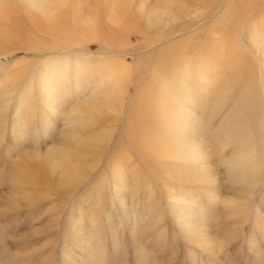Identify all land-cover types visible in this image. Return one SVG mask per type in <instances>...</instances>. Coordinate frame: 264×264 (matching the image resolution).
Wrapping results in <instances>:
<instances>
[{
	"label": "rangeland",
	"instance_id": "374dc122",
	"mask_svg": "<svg viewBox=\"0 0 264 264\" xmlns=\"http://www.w3.org/2000/svg\"><path fill=\"white\" fill-rule=\"evenodd\" d=\"M87 1L89 7L102 13L98 14L100 17L95 14L92 22L91 17L85 22L89 16L86 14L75 26L68 22L76 39L80 40L81 50L72 51L50 45L59 39L68 40L57 30L48 31L46 25L37 26L39 21L27 11L25 0H0V5L7 6L10 11V21L0 26V94L2 89L8 90L9 81L13 79L6 80L8 68L5 66L19 59L26 64L24 76L16 79L11 94L13 101L2 108L6 111V121L0 122V264H44V261L46 264H264V60L260 59V54L264 53V1L213 0V4L200 10L202 17L210 13L208 19L201 20L194 30L175 34L149 47L146 46L163 35L161 25L165 23L147 30L133 27L143 26L148 18L146 11L154 7L157 0H140L144 11H139L135 5L137 1H132L127 12L131 14L132 8L139 12L132 13V18L128 14V19H120L119 25L110 23L103 14L106 10L104 0ZM169 1L174 8L175 0ZM186 1L195 5L196 0ZM199 5L196 4V8ZM137 14L142 16L141 20ZM251 21L257 23V34L249 32ZM178 23L166 24L164 32ZM211 26L214 30L208 31ZM204 29L203 34L198 33ZM247 33L252 37L243 39L242 35ZM205 35L214 41V45L211 44L218 52L225 38L226 53L231 55L229 49L232 47L243 60H235L233 64L227 60L223 69H217L222 73L220 79L228 82H213L212 89L219 92L212 104L200 91L194 93L197 100L189 105L192 110L188 112L186 128L181 131L184 139H179L177 144L181 149L180 161L164 160L166 165L181 163V172L172 169L168 171L170 176L165 173L152 176L151 172L140 168L135 159L131 169L124 168V199L118 204L111 174L121 159L127 157H119L117 152L125 141V145L130 143L126 134L131 132L130 112L134 100L139 98L142 112L145 102L141 100L146 101L151 96L146 84L153 83L154 66L171 55L169 48L161 51V47L180 39L174 52L176 48L182 54L185 47L195 52L194 48L200 47ZM190 36L195 37L189 42L182 40ZM253 38L258 42H252ZM255 43L259 46L258 53L249 48ZM42 45L51 46V49L29 51L30 48L40 50ZM60 57H86L92 62L115 59L125 64L121 77L125 102L117 120L114 122L108 117V123L101 126L103 133L99 137L104 135L102 138H105L100 141L103 146L99 148H102L101 163L96 164L99 159L94 158L97 155L91 150L100 144L89 140L86 144L89 149L72 158L79 174L85 178L70 192L59 183L57 169L55 173L48 168L34 169L46 162L45 152L59 137L62 128L58 121L62 115L56 119L48 113L36 87L44 61ZM216 59L219 61L221 57L216 56ZM190 62L194 63V59ZM87 77L90 93L99 78L92 74ZM29 80L34 91L28 107V103H20L17 98ZM222 84L227 86L229 92L224 93L228 97H222L225 95L220 89ZM67 98L56 99L53 109L58 113L65 111L69 107ZM19 112L23 121L18 125L20 141H16L11 128ZM41 114H47L48 128L44 126L46 120H40ZM123 132L125 135L121 137ZM174 148H169V152ZM129 170L133 171L129 173ZM176 172L179 174H174ZM129 186L134 188V195Z\"/></svg>",
	"mask_w": 264,
	"mask_h": 264
},
{
	"label": "bare ground",
	"instance_id": "6f19581e",
	"mask_svg": "<svg viewBox=\"0 0 264 264\" xmlns=\"http://www.w3.org/2000/svg\"><path fill=\"white\" fill-rule=\"evenodd\" d=\"M104 1L106 4V10L103 14L105 15V17H107L110 23L112 22L119 25L120 19H123L125 17L128 19L129 16L128 14L130 13L129 11L127 12L126 9L129 7V4L132 1L133 2L137 1L135 5H137V7L140 8L139 11H141V9L144 11V6L141 5L140 0H104ZM167 1L157 0L154 3V7L150 6L151 9L149 8L148 11H146L148 13L147 16L148 18L146 17L147 19L144 21L143 26L140 24V26L133 27V29L135 30L142 28L143 30L144 29L147 30V29H151L152 26L157 27L165 23L161 25L163 29V35L159 36L158 38H155L153 42L148 44L146 47L152 46L153 43L161 42L162 40L166 41L165 39H168L169 37L175 34H181V33L185 34V33H189L190 29L194 30L195 29L194 27L201 20L208 19V16L210 15L209 13L208 16L202 17L203 14L200 12V10L204 9L205 8L204 6L207 5L210 6L211 4H213V2H215L213 0H209L208 2L206 0H196L194 1V4L195 5L200 4L199 5L200 7L196 8V6L191 4L190 1L175 0L174 2L175 5H173L174 8H171L170 1L168 3ZM262 1L264 0H261L260 2ZM87 2H88L87 0L84 1L83 0H25V4L28 8L27 11H29V13H32L33 17L35 16L34 20H36L35 18H37V20L39 21L38 25L36 24L37 26L46 25V27L49 29L48 31L55 32V30H57L61 37L63 38L65 37L68 40L64 42L59 39V41L57 42L54 41L53 43H50V45H54L56 47V48L54 47L55 49H57V47L59 49L70 48L72 49V51H75L77 48H78L77 51L81 50V48H79L80 40L76 39V36L73 34L72 29L69 28L68 22L70 21V23H73V26H75L77 25L76 23L85 16V14L86 17L89 15L87 19L84 18V20L86 19L85 22L86 23L88 22L89 17H91V22H92V20L95 18V14L97 16L99 13H102V11L99 12V10L95 9L94 7H89L88 6L89 4ZM171 2L173 1L171 0ZM187 2L188 4L184 5ZM83 3L86 5L83 6L82 5ZM18 4H20V2ZM135 11H133L132 8L130 12L131 14L132 13L134 14ZM262 11L264 13V9ZM9 14H10L9 8L5 5L2 6L0 5V26L7 25V23L10 21ZM131 14H130V18H132ZM142 14L143 13H141V15ZM137 15L140 18L139 20H141L142 16L140 15L141 16L140 17L139 14ZM12 16L14 17V15ZM98 17L100 16L98 15ZM134 17L135 16H133V19ZM252 18L250 16V19L254 20ZM15 21L17 22V20ZM173 22H179V23L176 27L169 28L165 33L164 26H166V24L168 23L171 24ZM115 24L113 25L115 26ZM61 25H63L62 28L58 29ZM251 25L252 27L250 28L251 30H249V32L253 31L255 34H257L259 32L258 27L256 26L257 23L255 24L254 21H251ZM56 27L58 28L54 29ZM99 28H102V25ZM114 28L116 29V26ZM213 30L214 29L212 28V26L208 29V31H213ZM204 31L205 29L198 33L201 34ZM198 36L199 34L196 35V37ZM193 37L190 36L187 38V40L182 38V40L189 42L190 40L193 39ZM205 37H206L205 40L203 39L204 42L202 41L199 48L198 47L194 48L192 46L195 49L196 53L192 52V50H189L191 48L188 47L187 48L185 47L183 49L182 54L181 52H178V49L176 48H175L176 51L174 52L173 48L178 44H180L181 42L180 39L174 43H170L166 45L165 47H161V51H163L162 49L165 50V48L167 49L169 48V50L171 51V55L168 56L169 59H166L165 61L161 62L160 65H158L159 63L158 62L154 66V69L152 70V74H151L153 83L147 82L146 84L150 88L149 91L151 92L150 94L151 96H149L146 101L141 100V103L145 102L144 103L145 109L142 112L140 110V107L142 105L140 107L138 106V103H140L138 100L139 98L138 99L135 98L136 100H134V104L131 107V110L132 109L133 110L132 113L130 112L131 116L129 123L130 124L129 127L131 129L130 131L132 132V134L131 132L128 135L126 134V136L128 137V141L130 143H128L129 145L128 144L125 145V142L127 143V141H125L124 145L120 147L121 148L120 151L117 152L118 156L122 155L123 157L126 156L127 158L121 159L122 161L120 160L121 162H119L116 168L113 165L115 169L113 170L111 175L113 176L112 178H114L113 184L115 186L114 188L116 191L115 198L117 199L118 204L119 202L121 204L122 203L121 201L124 199L122 196V189H123L122 179L125 178L124 175L126 176V174H124L125 173L124 168L131 169L132 166L135 165L133 164L135 163V159L138 162V166L144 170L146 169L147 171H149V173L151 172L152 176L154 175L156 176L162 173H165L168 176H170L169 172L173 171L174 169L181 172L182 169L181 163L166 165L164 164V160L171 158L172 160L179 159L180 161L179 156L181 149L180 146H178L177 144L179 143L178 142L179 139H184L183 133L181 131L182 128L184 129V127L187 125L186 121L188 119L187 117L189 116L188 112H191L190 110H192L189 108V105H193L194 102H196L197 100L196 98L197 95L195 96L194 93L195 92L198 93V91H200V93L206 96L205 99H207V102L209 104L211 103V101L213 102V100L216 99L215 96L218 94L219 91L215 92V89H212L213 88L212 85H215L213 83L215 80H221L220 77L222 74V73H218L217 69L218 70L223 69L227 64L226 62L227 60L230 62V64H233L235 60H239V59L243 60L242 57H239L240 54H238V51H236L235 49L231 50L232 47H230L229 49L231 51L230 53L232 54L228 55L226 53L228 51L227 50L228 45L225 46L224 44L225 38H222L223 40L221 39L222 48L219 49L221 52H218L217 51L218 49L215 46L213 47L211 44L213 42L214 45V41L208 39L207 35H205ZM242 37L243 39H246L245 37H252V35L250 33H247L245 35H242ZM228 40L229 39H227V41ZM104 41H106V39ZM251 41L258 42L255 38H253V40ZM39 47H41V49L37 51L32 50L31 48L30 50L29 49L28 50L31 52L32 51L40 52L43 50L45 51L51 49V46L48 47L42 45ZM249 48H251L252 49L251 51H253L254 53L260 52L258 51L259 46L256 45V43L253 47L250 45ZM34 49H38V48H34ZM216 56L217 58L218 56L221 57V59L220 60L218 59L219 61H216L217 60ZM225 56H229V58ZM193 59H194V63H191L190 61ZM260 59L264 60V53L260 54ZM22 62L23 61L19 59L5 66V68H8L5 71V77L6 76L8 77L6 80L10 79V77L13 79L9 81V84L11 85L7 87L8 90L6 91L3 89L1 90L0 99L3 100V103L2 102L0 103V122L6 121L7 118L6 111L3 109L7 108L8 105L11 103L10 102L12 100L11 94L15 90L17 84L16 79L18 77H21L22 74L25 73L26 64ZM124 65L125 64H123L122 62H118L115 59L96 60V62L95 61L92 62V61H88L86 57H70V58L60 57V58H48L47 60L44 61V63L41 66L39 79L37 78L38 82L36 84V87L38 88V91L41 93L43 99L42 100L43 106L48 109V113L56 119L57 117L60 119V116L62 115L61 119L58 120L62 128L59 131L60 133L59 137L53 140L51 146L45 152L44 157L46 162H44L43 164L36 165V168L34 169L36 171H43L44 168H48L50 172H54V170L57 169L58 170L57 175L59 176V180H60L59 183H61L64 188H67L69 192L75 190L85 178L81 174H79L80 172L77 170L76 164L74 161H72V158H74L73 156L77 157V153L80 152L82 154L89 149L86 148V144L90 143L89 140H91V142L93 141L95 143L100 144L99 146L94 147L95 148L94 150L93 149L91 150L93 151L94 155H97L94 158L96 160L99 159V161L97 160L96 164L101 163L100 161L102 159L101 158L102 148L101 149L99 148L102 145L100 141L101 139H105L102 138L104 135L103 136L101 135V137H99V134L103 133L101 126L102 124L107 122L108 117H111L110 119L115 122L118 118V114L120 113V108L123 107L122 105L125 102L124 89H123V85L121 84L122 82L121 77L125 72ZM90 74L98 77L99 83L91 88L93 89V91H90V93H88L89 79L86 78H88L87 75ZM82 78H85L84 81H82ZM223 81L228 82V80L222 79L221 82L223 83ZM202 84H204L203 87L204 89L202 88ZM2 86H4V82ZM23 87L24 88L20 90L21 93L17 99L18 102L20 103L23 104L28 103V107H29L31 105L33 91H34V87L31 80L26 82V84ZM226 87L227 86L225 84L220 85V89L221 91H223V93L227 91ZM227 95L225 94L222 97L223 98L228 97ZM61 96L64 97L68 96L67 98L68 100L66 101L69 102V107L65 109V111L60 112L61 113L60 114L53 109L54 108L53 104L57 103L56 99H58ZM154 99L156 100V102ZM111 114H115V115L112 116ZM15 116L16 118L13 121L11 131L13 132L16 141H18L21 136L20 134L21 131L18 125L20 124L23 117L20 112L18 114H15ZM47 118H48L47 114H41L40 120H46V123L44 125L46 126V128L50 126V123L49 121H47ZM123 134L124 132L120 134V136L121 135L123 136ZM108 137L106 141H108ZM106 145L107 144L105 143V146ZM173 146H175V148L171 152H169L168 149ZM193 149H191V151L190 150L188 151H190L191 153ZM104 155L105 154H103V156ZM27 156L30 155L28 154ZM116 161L118 160L116 159ZM247 166L249 165L247 164ZM248 168L250 169V167ZM130 171L132 172L133 170H129V173ZM179 172H176L174 174H179ZM134 175L135 172L133 173V177ZM130 179L132 180L131 176ZM128 188L130 189L131 195H134L135 194L134 188L130 186ZM97 189L99 188L97 187ZM98 193H100V191ZM130 208L132 209V207ZM99 256L103 257L101 254H99ZM41 261L43 263V259H41ZM44 262H45L44 264H46V261Z\"/></svg>",
	"mask_w": 264,
	"mask_h": 264
}]
</instances>
